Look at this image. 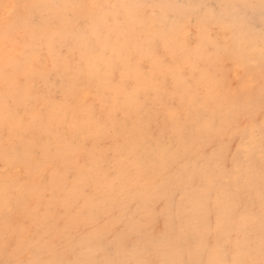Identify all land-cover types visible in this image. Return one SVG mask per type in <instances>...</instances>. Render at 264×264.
I'll use <instances>...</instances> for the list:
<instances>
[{"label": "snow or ice", "instance_id": "snow-or-ice-1", "mask_svg": "<svg viewBox=\"0 0 264 264\" xmlns=\"http://www.w3.org/2000/svg\"><path fill=\"white\" fill-rule=\"evenodd\" d=\"M257 105L264 0L0 4V264H264Z\"/></svg>", "mask_w": 264, "mask_h": 264}, {"label": "rangeland", "instance_id": "rangeland-1", "mask_svg": "<svg viewBox=\"0 0 264 264\" xmlns=\"http://www.w3.org/2000/svg\"><path fill=\"white\" fill-rule=\"evenodd\" d=\"M107 2H109V0H106ZM113 0H111V2H112ZM153 2H154V0H153ZM243 76V71L242 70H240V69H238V68H236V67H232L230 70H226V72H225V78H226V84L227 85H231L233 88H235L236 87V85H237V83L239 82V79H240V77H242ZM255 87H256V91L257 90H259V81H258V79H256V85H255ZM261 119H264V117H260L259 116V111L256 113V120H257V124H259V121L261 120ZM152 132H154L156 135L158 134V129L157 128H153L152 129V131H151V133ZM231 136V133H228V135H227V137L228 138H225L227 141H229V137ZM229 142H232V141H229ZM218 143H219V141H218ZM234 143H236V144H239V140L238 139H236L235 141H234ZM232 151L234 152L235 151V148H232ZM161 207H163V205L161 206ZM256 211H257V214L259 213V201H256ZM163 217H161L160 218V220H159V223L160 224H162L163 223ZM213 223H215V217H213ZM162 227V226H161ZM253 228H252V226H251V230H252ZM253 231V230H252ZM254 232V231H253ZM257 232V231H256ZM259 232L260 231H258L257 232V234L255 235V239H256V241H257V243H258V239H259Z\"/></svg>", "mask_w": 264, "mask_h": 264}, {"label": "bare ground", "instance_id": "bare-ground-1", "mask_svg": "<svg viewBox=\"0 0 264 264\" xmlns=\"http://www.w3.org/2000/svg\"><path fill=\"white\" fill-rule=\"evenodd\" d=\"M17 2H21V0H0V4H4V3H9L10 4V3H17ZM87 2H93V0H87ZM103 2H107V1L103 0ZM112 2H116V0H113ZM154 2L178 4V3H186V2H188V0H154ZM206 2L210 3V4H217V3L223 2V0H206ZM256 79H258V81H259L258 72L256 74ZM256 95H257V97L259 96V90L256 91ZM257 112H258V105H257ZM153 128H156L155 125L152 126L151 131H152ZM151 131H150V134H151ZM160 132H161V130L158 129V134L157 135H160ZM225 138H228L227 135L225 137H223L224 140H226ZM253 195H255V193ZM257 201H258V199H257ZM163 223H164V221H163ZM163 223L160 224V225L163 226ZM252 228H253L252 230L254 231L255 235L257 234L258 231H260V225H259V220L258 219L256 220V223L254 225H252Z\"/></svg>", "mask_w": 264, "mask_h": 264}]
</instances>
